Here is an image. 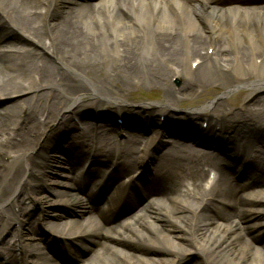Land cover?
Listing matches in <instances>:
<instances>
[{
  "label": "bare ground",
  "instance_id": "obj_1",
  "mask_svg": "<svg viewBox=\"0 0 264 264\" xmlns=\"http://www.w3.org/2000/svg\"><path fill=\"white\" fill-rule=\"evenodd\" d=\"M0 40L14 49L12 54L0 53V243L9 244L1 234L15 228L10 232L11 250L24 247L26 264H57L41 245V226L69 239L70 250H79L77 241L83 244L89 254L80 255L76 264H264V241H257L264 230V151L246 157L247 149L264 139V95L259 94L264 91L263 0H0ZM31 54L30 59L24 56ZM173 77L182 81L177 88ZM142 86L161 91V99L136 104L131 94ZM207 88L223 95L246 88L241 95L248 102L237 110H223L214 100L198 108L180 106L188 97L200 103ZM93 94L100 101H81ZM16 95L23 97L15 101ZM83 108L124 116L123 128L132 124L125 116L130 108L147 113L151 122H159L152 116L155 112L164 119L162 127L149 126L152 134L139 152L141 134L116 132L102 123L72 125ZM178 119L200 124L206 119L207 128L219 125L214 134L232 139L231 151L240 162L237 171L253 179L256 188L247 190L259 194L243 195L232 185L229 170L238 164L229 165L187 142L161 140L146 157L157 137L167 132L163 125ZM95 128L98 140H90L87 149L94 159L102 156L114 167L105 179L124 176L142 191L165 193L171 213L147 210L111 224L107 219L115 211L114 202L85 206L87 198L98 196L93 190L104 188L96 184L83 192L98 173V161L81 180L73 179L83 165L78 149ZM59 130L64 133L62 144L55 145L51 136ZM65 135L70 140L63 142ZM108 146L110 154L105 152ZM63 161L70 164L73 177L55 167ZM142 165L147 179L134 178ZM202 165L216 169L210 189H194L190 183L199 177ZM35 178L38 185H33ZM175 180L181 182L180 189L172 187ZM63 188L67 192L62 195ZM27 196L29 205L39 203L44 209L37 220L24 212L29 208L24 205ZM123 200L121 196L117 202ZM69 207L74 208L71 215L86 218L83 229L77 218L66 220L60 211ZM12 222L16 225L8 227ZM138 227L156 231L157 241ZM79 229L85 234H76ZM137 244L144 248L127 246ZM4 251L9 249H0V256L12 253ZM147 251L155 254H144ZM195 254L199 258H189Z\"/></svg>",
  "mask_w": 264,
  "mask_h": 264
},
{
  "label": "rangeland",
  "instance_id": "obj_2",
  "mask_svg": "<svg viewBox=\"0 0 264 264\" xmlns=\"http://www.w3.org/2000/svg\"><path fill=\"white\" fill-rule=\"evenodd\" d=\"M78 1H84V0H78ZM88 1H95V0H88ZM24 56L26 58H29V59L33 57L32 54L29 55V56H26V55H24ZM181 82H179L178 86L181 84ZM172 83L175 85L174 82H172ZM210 85H211V88L210 89H213V91H215V89H217L216 88V84L214 82H211ZM141 88H139L138 90H133L132 91L131 99H133L134 102H141V103L150 102V101L151 102L152 101H155L156 102V101H158V100L161 99V91H156V90L154 91L153 89H151V87L150 88H147L146 86H142ZM244 89H245V91H247L246 88H244ZM244 89H242V88H240V89H234V90H232L230 92L225 93V95L221 94L222 93L221 90H218V91L216 90V92H212V91H209L208 88L207 89H202L201 96H203V98H201V102L200 103H197V101H198L197 98H195V97H188V99H186V100H184V101L181 102L182 104H180V106L181 107H183V106L184 107L189 106V108H191V107L192 108H196V107L202 106V104L208 102V100H210V101L214 100L215 102H214L213 105H216V103H217V106H221V109H223V110H226V109L237 110L244 103L248 102V100L244 99L243 96L241 95L242 90H244ZM210 92H212V93H210ZM259 94L264 95V91L260 92ZM18 97H23V95H16L15 101H16V99ZM92 97H93L92 99H94V100H98L99 99L96 95H94ZM87 100L88 99L85 98V99H83L81 101L83 103H88L89 104L90 101H87ZM203 101H205V102H203ZM211 111H212V109H211ZM83 112L85 113V115L83 117V120H88V116H90L91 113H87L88 111L86 109H84V111H82V113ZM91 117H92V115H91ZM112 120H113V116L111 115V119L106 120V121L107 122H110ZM106 121H101V122L102 123H107ZM138 133H141V132H138ZM257 146H258V143L254 147L257 150H254L253 147H251L250 149L248 148L247 149V152H246L247 153V156H249V157L251 156L252 157L255 154H257L259 151L263 150V148L261 149L260 147H257ZM63 168H68V167H65V165L63 164ZM205 175L206 174L204 173V176L198 182V186L199 185H202V183L204 181L203 179H205ZM38 183L39 182H37L35 184H38ZM238 183L240 184V181H238ZM240 185H243V184H240ZM251 190L252 189H250L249 191H251ZM190 201H191V199H189V202ZM165 208H166V210H167L168 213H171V211H173L172 207L170 205H168V204H167V206ZM35 213L37 214L38 212H35ZM33 216L35 217V215H33ZM141 231H143V230L141 229ZM145 232H147V231L145 230ZM149 233L151 234V238L152 239H156L155 240V242H156L157 241L156 232L153 231V230H149ZM257 241H258V243H263V241H264V233L259 237V240H257ZM189 258L190 259H192V258L197 259V258H199V255H197V254L190 255ZM111 261L112 262L116 261L117 263L120 262L117 258H115V259L111 258Z\"/></svg>",
  "mask_w": 264,
  "mask_h": 264
}]
</instances>
